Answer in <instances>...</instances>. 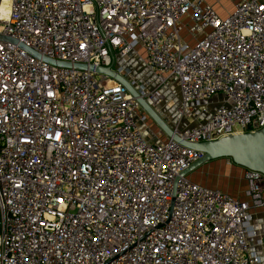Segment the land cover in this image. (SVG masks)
Segmentation results:
<instances>
[{"label":"built area","instance_id":"obj_1","mask_svg":"<svg viewBox=\"0 0 264 264\" xmlns=\"http://www.w3.org/2000/svg\"><path fill=\"white\" fill-rule=\"evenodd\" d=\"M0 35L16 41H0V264L261 263L263 173L245 168L246 200L181 176L201 154L148 129L121 83L44 59L110 67L156 111L175 84L188 142L253 132L264 0L224 18L202 0H0ZM138 50L153 87L125 65Z\"/></svg>","mask_w":264,"mask_h":264},{"label":"water","instance_id":"obj_2","mask_svg":"<svg viewBox=\"0 0 264 264\" xmlns=\"http://www.w3.org/2000/svg\"><path fill=\"white\" fill-rule=\"evenodd\" d=\"M0 41L13 44L16 43L14 39L3 35H0ZM19 47L25 49L33 56L38 57L36 53L26 48L22 44H19ZM44 61L51 65H57L66 68L73 67L75 69H89L90 71H94L98 74L107 75L121 83L167 137H170L181 145L195 150L201 154V157L186 170H184L181 173V176H187L192 170L199 167L200 165L219 158H230L233 163L241 167L259 171L264 174V126L261 129L253 132L230 134L211 141L199 143L188 142L179 137L171 129L168 123L162 117H160L158 112L154 110L142 97H140L137 91L122 76L112 71L110 67L93 65L87 66L85 64L70 65L69 63L57 62L49 59H44Z\"/></svg>","mask_w":264,"mask_h":264},{"label":"crops","instance_id":"obj_3","mask_svg":"<svg viewBox=\"0 0 264 264\" xmlns=\"http://www.w3.org/2000/svg\"><path fill=\"white\" fill-rule=\"evenodd\" d=\"M204 3L211 4L216 13L224 18L233 12L239 0H202ZM215 108V107H214ZM161 115V114H160ZM178 120V119H177ZM168 121V120H166ZM176 123L170 124L173 126ZM159 130L156 129L157 133ZM166 135L159 138L164 139ZM155 140V139H154ZM245 168L232 162L230 158H219L206 162L192 170L187 177L200 185L208 188L219 189L229 195L246 200L244 190L246 181L243 178ZM252 214V224L258 233L264 234V208L250 209Z\"/></svg>","mask_w":264,"mask_h":264},{"label":"rangeland","instance_id":"obj_4","mask_svg":"<svg viewBox=\"0 0 264 264\" xmlns=\"http://www.w3.org/2000/svg\"><path fill=\"white\" fill-rule=\"evenodd\" d=\"M182 36L185 38V33L182 34ZM145 54L142 50H138L135 54L131 55L129 59L125 62L126 67H128L133 76L138 80L139 83H145L149 87H153L156 84V80L153 76V74L148 70L146 64H145ZM178 89L175 84H171L167 88L164 89V100L162 104L157 108V111L161 114L162 117L165 118V120L168 123V125L173 124V122L177 121L179 119V116L176 112V107L178 104ZM215 100L214 98L212 99ZM211 100V101H212ZM216 106V104L213 102L211 105H209V112ZM202 107L197 108L198 110H201ZM209 112L204 113L201 115L198 120H195L193 122H188L185 119H182L180 122L181 127H187L191 125L198 124L202 120H205ZM147 127L152 132L159 127L154 123V121L148 117L147 121ZM264 264V257L262 258L261 263Z\"/></svg>","mask_w":264,"mask_h":264},{"label":"bare ground","instance_id":"obj_5","mask_svg":"<svg viewBox=\"0 0 264 264\" xmlns=\"http://www.w3.org/2000/svg\"><path fill=\"white\" fill-rule=\"evenodd\" d=\"M3 6H5V5H3ZM3 6H2V8H1V9H2V11H1L2 13H4L3 11H5V9L3 8Z\"/></svg>","mask_w":264,"mask_h":264}]
</instances>
